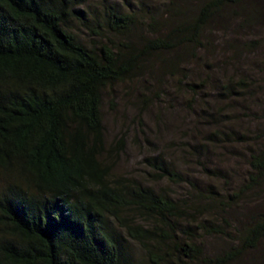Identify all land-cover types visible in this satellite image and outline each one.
<instances>
[{
	"label": "trees",
	"instance_id": "16d2710c",
	"mask_svg": "<svg viewBox=\"0 0 264 264\" xmlns=\"http://www.w3.org/2000/svg\"><path fill=\"white\" fill-rule=\"evenodd\" d=\"M81 2L0 0V264H264L261 82L210 84L251 120L227 129L231 107L208 110L204 127L213 129L196 127L202 140L183 149L203 162L215 143L241 145L246 171L238 183L227 174L224 194L191 184L189 204L114 176L101 116L105 91L151 75L156 63L188 88L191 110L209 85L193 62L219 44L216 32L235 40L224 44L232 60L263 47L264 0H166L145 16L109 5L89 16ZM146 162L153 178L185 182L163 155Z\"/></svg>",
	"mask_w": 264,
	"mask_h": 264
},
{
	"label": "rangeland",
	"instance_id": "374dc122",
	"mask_svg": "<svg viewBox=\"0 0 264 264\" xmlns=\"http://www.w3.org/2000/svg\"><path fill=\"white\" fill-rule=\"evenodd\" d=\"M165 1L84 0V3L81 2L76 7L84 10L89 16L95 9L101 14L107 5L117 6L123 11L137 12L140 16H145L148 10L158 9L161 12L160 6ZM75 26L80 28L79 25ZM80 29L84 31L82 28ZM214 37L219 42L215 49L211 48L201 53L203 59L198 61L201 62V65L196 67V61L193 62L200 80H207L209 85L198 96L197 102L191 110L188 108V104L191 102L188 88L183 83L179 85L177 77L161 76L163 71L158 63L155 64L151 75H143L137 79L117 83L105 91L101 106L105 148L107 149L104 159L112 165L114 176L139 180L143 185L153 187L157 191L163 189L172 198L186 202V204L192 197L191 184L204 187L212 185L224 194L226 190L223 184L227 174L233 176L234 182L238 183V175L244 174L246 171L245 149L241 145L215 143L214 148H209L206 153L207 160L205 157L203 158L204 166L209 171L214 170L218 179L212 177L213 173L205 171L201 164L202 160H198L196 155L191 157L188 150L183 149L185 148L183 145L187 141L202 140L201 136L198 138L196 136L197 128L202 133L213 129L212 126L204 127L208 110L209 113H212L218 107L226 109L230 106L231 109L228 110L233 119L228 126H225L227 129L246 126L251 120L247 114L243 116L244 106L239 102H231L224 98L222 101H218L220 97L215 96L218 94L215 90L217 85L210 84L214 82L218 84L221 80L243 75L252 81L261 82L264 89V74L262 73V69H264V39L261 36L254 37L250 34L245 36V41L261 38L263 47L258 50L251 49V51L255 50L254 55L251 54L253 52L250 53L251 55L242 53L240 60L236 55L238 61H234L236 58L232 60L233 56L228 52V49L224 48V44L226 41L235 44V40L222 32H216ZM237 46L240 47L238 43ZM238 53L240 54V50ZM205 62L213 65L215 69H207ZM219 65H225V69H219ZM202 66L205 67V72ZM189 68L192 69L193 65H189ZM196 79L198 76L191 75V80L196 81ZM121 140L123 141L122 151L116 148L117 143ZM157 154L163 155L167 161L172 162L177 168L176 170L184 176L185 182L174 183L167 179L153 178L152 167L148 165L146 159ZM212 243L214 246L222 247L220 242L212 240ZM131 244L133 253L140 258L142 256L141 249L137 244L133 242ZM246 262L244 264L250 263L248 260Z\"/></svg>",
	"mask_w": 264,
	"mask_h": 264
}]
</instances>
